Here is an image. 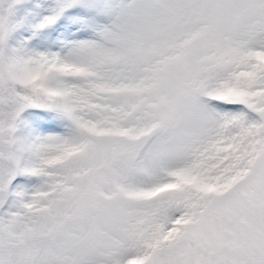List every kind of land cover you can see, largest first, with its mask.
Masks as SVG:
<instances>
[{
	"label": "snow or ice",
	"instance_id": "obj_1",
	"mask_svg": "<svg viewBox=\"0 0 264 264\" xmlns=\"http://www.w3.org/2000/svg\"><path fill=\"white\" fill-rule=\"evenodd\" d=\"M0 264H264V0H0Z\"/></svg>",
	"mask_w": 264,
	"mask_h": 264
}]
</instances>
